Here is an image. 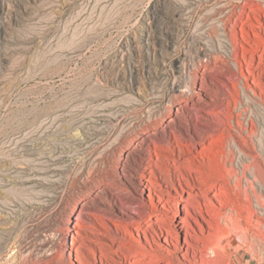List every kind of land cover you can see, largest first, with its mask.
<instances>
[{
    "label": "rangeland",
    "instance_id": "374dc122",
    "mask_svg": "<svg viewBox=\"0 0 264 264\" xmlns=\"http://www.w3.org/2000/svg\"><path fill=\"white\" fill-rule=\"evenodd\" d=\"M244 1L0 0V264L26 256L37 264H78L65 252L75 216L87 226L79 241L90 264H99L91 250L116 258L124 237H112L106 226L127 217L131 199L150 205L147 187L140 185L142 197L136 187L147 139L140 127L180 93L220 116L212 143L206 138L213 155L201 167L218 188L208 197L219 224L178 214L203 238L207 258H214L207 250L214 229L223 233L226 260L217 264H264V77L256 79L261 91L241 54L233 59L230 32L247 11ZM237 44L250 48L241 38ZM202 48L209 55L199 61ZM246 56L260 60L264 73V44ZM229 60L242 62L241 78ZM183 71L194 73L186 91ZM200 120L208 126V118ZM135 132L128 149L124 135ZM196 186H203L197 178ZM155 200L159 214L176 211ZM230 212L237 230L230 227L229 235ZM136 239L149 251L142 232ZM158 243L166 254L176 250Z\"/></svg>",
    "mask_w": 264,
    "mask_h": 264
},
{
    "label": "bare ground",
    "instance_id": "6f19581e",
    "mask_svg": "<svg viewBox=\"0 0 264 264\" xmlns=\"http://www.w3.org/2000/svg\"><path fill=\"white\" fill-rule=\"evenodd\" d=\"M244 2L247 11L241 12L239 20L235 19L236 21L231 24L232 29L230 28L231 36L235 39L233 59L238 54H241L246 73L253 77L251 82L258 86L259 79H256L264 77V73L258 70L262 62L260 60L256 62L247 59L246 55L250 56L264 44V40L260 38L262 32L264 33V0H245ZM237 28L240 31L239 37L236 33ZM252 35L256 37L255 40L251 38ZM240 38L250 48L238 45L237 41H240ZM200 54H202L203 58H206L209 52L202 48L201 53L198 52L199 61L201 59ZM257 55L260 59L263 58V53L260 55L257 53ZM229 62L231 69L235 70L234 73H237V78L244 75L242 62L237 63L235 60H229ZM193 65L194 68L199 67V65ZM205 65V63L202 64V66ZM193 76L194 73L183 71V77L185 78L183 88L185 91L188 87V82H192ZM259 88L263 91L261 87ZM165 105L164 113L160 112L154 117L149 114L147 122L140 127L142 135L147 137V139L141 141L145 143V157L139 176L140 184L137 183L136 187L141 197L143 195L140 191V185L147 187L150 205L143 204L141 207H136L139 202L134 199L126 202L129 205L128 209H124L127 217L114 218L111 222L114 225L113 228L108 227L109 225L106 226L108 231H113L112 237H124L120 238L121 248L119 251H115L116 258H108L109 256L100 249L99 253L96 250L89 252L91 259L95 262L98 261L99 264H126V262H129V264H141L133 261L145 257L147 254L150 257L144 264H217L226 260V249L218 239L223 233L218 235L214 229L215 234L214 236L212 235L214 245L207 247L209 254L212 253L214 258H207V252L201 247L203 238L193 234L186 217L178 214L183 209L189 216L192 212L195 215H199L210 228H213L214 224H219L220 211L217 210L216 214L211 216L209 212L211 203L208 197L210 194L215 196L218 188L216 184H208L205 181L201 167L204 166L205 160L210 159L213 155V153L208 154L207 152L209 147L206 143V138H210L209 144H211L213 134L218 130L217 125L220 121V116L216 111H210L208 103L206 105L194 102L188 104L184 93L172 94L171 97L166 99ZM184 111L187 116H184ZM205 117L209 119L208 128L201 126L203 123L200 118ZM150 129H154V131L160 129L161 134H151ZM138 135V132H135L132 137L124 135L122 142L129 149L132 142L139 138ZM196 178L203 185L202 187L196 186ZM156 198L157 201L169 203L168 206L176 210L175 212L172 211V216L159 214V207L155 203ZM126 205L124 206L126 207ZM162 206L169 212L170 208H166L164 204ZM207 215L209 218H207ZM224 215L222 214L221 218ZM232 216V212H230L225 222L227 226L226 232L229 235L230 227L237 230ZM93 217L98 221L96 216L93 215ZM103 224L105 225V223ZM129 226L135 229L136 233ZM72 227L73 234L70 235L71 246L65 252H67L68 257L75 256L78 264H90L88 255L81 249L79 241L82 238L81 230L87 227L84 218L75 216V222ZM122 227L124 230L121 229ZM140 232L143 233V239L149 247V251L136 239V235ZM128 237L129 239H127ZM182 239L184 241L183 244ZM159 240H163L167 245L174 246L176 250L166 254L158 243ZM72 251L75 253L72 254ZM128 252L134 255L132 257L134 258L133 261L129 259ZM178 254L183 258L178 259ZM16 264H37V261L32 259L31 256H26Z\"/></svg>",
    "mask_w": 264,
    "mask_h": 264
},
{
    "label": "built area",
    "instance_id": "2783aa9c",
    "mask_svg": "<svg viewBox=\"0 0 264 264\" xmlns=\"http://www.w3.org/2000/svg\"><path fill=\"white\" fill-rule=\"evenodd\" d=\"M260 207V206H259ZM262 208V207H261Z\"/></svg>",
    "mask_w": 264,
    "mask_h": 264
}]
</instances>
